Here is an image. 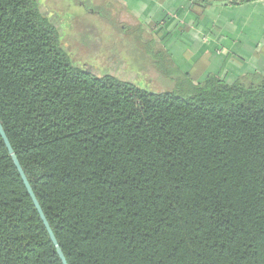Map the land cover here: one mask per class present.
Here are the masks:
<instances>
[{
	"label": "trees",
	"instance_id": "obj_1",
	"mask_svg": "<svg viewBox=\"0 0 264 264\" xmlns=\"http://www.w3.org/2000/svg\"><path fill=\"white\" fill-rule=\"evenodd\" d=\"M41 6L0 0V126L66 264H264V70L194 82L139 28L173 83L151 92ZM0 264H62L1 136Z\"/></svg>",
	"mask_w": 264,
	"mask_h": 264
},
{
	"label": "crops",
	"instance_id": "obj_2",
	"mask_svg": "<svg viewBox=\"0 0 264 264\" xmlns=\"http://www.w3.org/2000/svg\"><path fill=\"white\" fill-rule=\"evenodd\" d=\"M112 1L194 82L214 75L233 83L264 70V0L237 6L229 0Z\"/></svg>",
	"mask_w": 264,
	"mask_h": 264
},
{
	"label": "rangeland",
	"instance_id": "obj_3",
	"mask_svg": "<svg viewBox=\"0 0 264 264\" xmlns=\"http://www.w3.org/2000/svg\"><path fill=\"white\" fill-rule=\"evenodd\" d=\"M39 2L58 27L66 50L78 63L86 64L96 74H114L123 82L151 92L173 87L156 68L157 64L159 70H168L165 59L157 56L151 59L158 50L150 43L145 45L146 40L140 41L141 27L112 0Z\"/></svg>",
	"mask_w": 264,
	"mask_h": 264
},
{
	"label": "water",
	"instance_id": "obj_4",
	"mask_svg": "<svg viewBox=\"0 0 264 264\" xmlns=\"http://www.w3.org/2000/svg\"><path fill=\"white\" fill-rule=\"evenodd\" d=\"M0 136H1V139H2V141H3V143H4L5 147H6L7 151H8V154L10 155V157H11V159H12V161H13V163H14V165H15V167H16V169H17V171H18V173H19V175H20V177H21V179L23 181V183H24V186H25V188L27 190V193H28V195H29V197H30V199H31V201H32V203H33V205H34V207H35V209H36V211H37V213H38V215H39V217H40V219H41V221H42V223H43V225H44V227H45V229L47 231V233H48V235H49L50 241L53 244V246L55 247V250H56V253H57L59 259L61 260L62 264H66V261H65V259L63 257V254H62V252H61V250H60V248H59V246H58V244L56 242V239L54 238V235L52 234V232H51V230H50V228H49V226L47 224V221H46V219H45V217H44V215H43V213H42V211H41V209H40V207H39V205H38V203L36 201V198H35L32 190H31V188H30V186H29V184H28V182H27V180H26L21 168H20V165H19V163H18V161H17V159H16V157H15V155H14V153H13L11 147H10V144H9V142H8V140H7V138H6L5 134H4L1 126H0Z\"/></svg>",
	"mask_w": 264,
	"mask_h": 264
}]
</instances>
